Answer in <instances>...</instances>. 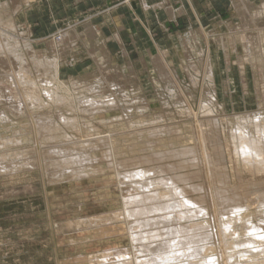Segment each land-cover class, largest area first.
<instances>
[{
	"label": "bare ground",
	"instance_id": "bare-ground-1",
	"mask_svg": "<svg viewBox=\"0 0 264 264\" xmlns=\"http://www.w3.org/2000/svg\"><path fill=\"white\" fill-rule=\"evenodd\" d=\"M3 6L4 8L8 7V3ZM257 8L258 13L255 15L252 14L249 7L243 10L245 21L244 26L240 27V33H243L242 35L238 34L236 39V41L243 42L244 59L253 64L256 61L254 58L258 56L257 48L262 56L258 60L264 61V36H262V33L264 34V2ZM16 20H18L17 16L6 22L3 19L0 20V68L10 67L9 74L4 75L13 85L9 92L0 88V124L11 123L15 126L16 120L28 116L31 120L32 131H29V127L24 125L19 130L15 129L13 136L0 140V175L36 168L40 171L42 178L46 179V182L47 180L58 182L64 178L81 179L91 176V174L95 175V172L99 174V172L103 173L108 169L113 170L123 194V207L109 215L106 214V216L104 214L91 217L89 221L95 224L110 221L112 224L107 223L112 226L116 222L120 225L126 224L131 246L128 249L113 248L105 250L100 255H91L89 257L91 264H214L216 258L211 257L209 252L213 251L214 247L211 242L215 239L219 245H224L223 249L226 251L224 253L222 251V253L228 260L227 264H264V192L260 193V189L264 188V112L259 106L262 111L238 115L230 122L232 132L228 138V145L232 155L229 153L231 156L229 157L231 159L234 157L233 160L236 161L234 176L239 182L244 183V185L237 186L234 184L235 186L231 187L227 181L229 172L227 174L226 166H223L225 149L222 145V128L219 118L216 117L219 115L215 114V110L218 109L216 107L218 100L216 99L217 93L215 94L213 88L215 72L209 50L208 52H204V49L201 51L199 62H195L193 59L187 60V65L184 67L191 77H194L192 71L198 72L200 75L203 74V80L205 78L208 85L213 86V90L206 96L208 98L204 97L205 99H203L204 95L201 97L200 109L204 116L202 117L204 125L202 124L203 127L200 128L199 141L204 146L202 162L204 161L207 173L220 178V185L217 186L213 182L216 184L214 192L212 191L208 196L203 190L204 195L199 194V197L193 198L191 197L192 192H197L198 186L190 185L191 187H188V181L193 178L191 177L192 173L178 174L176 164L171 167L169 164L167 168L165 166L147 167L150 163L161 161L166 155L164 152L160 154V157L157 151V154L155 152L127 158L116 153L115 140L112 135L78 139L75 134L69 132V130H79L81 125L87 131H95L97 127L93 123L90 125L89 118L96 120V115L102 114L104 109L122 108L123 103L115 96L118 88L121 92H126L127 97L130 96L129 93L127 94L126 86L123 85L121 79L123 75L120 70L109 67L106 55L102 56L95 48L92 53L99 62L98 66L104 76V83L108 85L107 89L111 92L108 99H100L103 97L100 94L106 89L104 86L106 84H102L100 81H97L95 85L87 81L80 82V80L73 81L72 79L69 86L68 82L62 80L59 53L69 49L70 46H67L66 42L73 41L72 37L77 34L67 33L65 39L61 40L64 44H61L60 48L53 46L50 55L39 58L35 51L34 54H28L21 48L20 37L13 33L17 30L16 22L18 21ZM256 29L259 32L256 31L254 35L252 32H255ZM93 35L97 37L96 30ZM31 60L32 62H30ZM163 61L165 63L158 60L155 63L153 72L158 76L156 82L163 81L171 84L172 88H179V71L173 68L167 60ZM30 63L39 71H43V73L41 72L43 75L40 73L39 79L32 77ZM194 79L197 80V78ZM73 92L76 93V96ZM181 95L179 93L178 97ZM187 109L188 111H186ZM187 109H184L187 113L192 112L190 108ZM78 111L86 115V117H82L81 121L77 116ZM119 117L116 120H119ZM111 122L114 123L112 120ZM164 127L166 128V126ZM12 128L14 129L13 126ZM153 130H150L149 134L156 136L157 131ZM179 136L177 137L179 138ZM164 140L166 141V139ZM209 145L212 147L213 155L209 153ZM182 149L179 152L171 153L173 155L181 153L179 156L194 155L195 153L192 147H185V149L182 147ZM98 150L102 154L100 157L96 155ZM133 155L131 154V156ZM193 157L197 159L196 156ZM187 158L183 160L187 161ZM195 158L194 161H197ZM150 166L152 165L150 164ZM169 171L174 174L169 175L171 174ZM199 172L198 175L196 173L198 177ZM246 172L253 180L245 178ZM193 180L195 179L193 178ZM201 187H199L200 190ZM207 215H211L212 219H204ZM95 226L93 225V227ZM103 230L104 234L108 236L122 234L117 231L119 229L111 226L104 227ZM223 254L222 256H224Z\"/></svg>",
	"mask_w": 264,
	"mask_h": 264
},
{
	"label": "rangeland",
	"instance_id": "rangeland-1",
	"mask_svg": "<svg viewBox=\"0 0 264 264\" xmlns=\"http://www.w3.org/2000/svg\"><path fill=\"white\" fill-rule=\"evenodd\" d=\"M7 3L8 7L4 8L3 5ZM257 9L258 8H252L253 15L258 13ZM15 11L16 9L13 7V3L10 0H0V20L3 19V21L6 22L7 20L15 19ZM221 15L223 16L225 14L222 12ZM244 15V13L243 16L240 15V20L238 18V20L233 21V25L236 29H240L239 27L242 28V26H244ZM225 17H228V15L226 14ZM236 17H238V15ZM81 23L82 22L78 20H74L73 22L67 21V23L63 25H53L52 31L47 34H41L42 26L33 25L31 30L29 25L16 22L17 30L13 31V33L20 37L21 48L27 51L28 54H34L35 51V53H38L37 57L44 58L51 54V48H53V46L60 48L61 44H64L61 40L65 39L67 31L75 27L82 28L83 26ZM207 28L212 30V24L209 23ZM44 30H48V28L45 27ZM256 31L259 32V30L256 29L255 32L253 31L252 33L256 34ZM87 34H90V29H88L86 35ZM262 36H264L263 33ZM89 42L91 43L92 41L86 40L85 43L89 44ZM211 42L212 45H215L213 40ZM236 42H234V44H236ZM240 43L245 53L243 42L240 41ZM74 44L73 42L72 48L69 47L70 50L73 49L74 51H69L63 58V66L60 70L62 80L68 82L69 86L72 79L73 81L80 80V82L87 81L95 85L97 81L106 84L104 83V76H102L100 67L98 66L99 62L88 54V47L86 46L88 49L87 51L82 41H79L78 44L76 43L77 45ZM192 48H188L187 60L190 61L193 59L195 62H199L201 60V51L199 54H195V56L192 55L191 58L190 49ZM100 49L101 48L98 47V52ZM208 50L211 55V49L209 48ZM208 50L206 51L208 52ZM105 51L108 55L109 67L121 71L123 75L121 79L124 83L122 84L126 86L127 94L129 93L130 96L127 97L126 92H121L118 88L115 96L123 103L122 108L104 109L102 114L96 115V120L89 118L90 125L93 123L97 127L95 131H87V129L81 125L79 130H69L71 134H75L78 139L112 135L115 140L116 153L127 158L139 157L140 155L143 156L155 152L156 154L159 152L158 156L160 157V154L164 152L166 155H162L163 158L161 161H155L153 164L150 163L152 166L149 164L147 167L165 166L167 168L169 164L170 167L176 164L175 166L177 172H179L178 174L192 173L191 177L195 179L193 180V178H190L193 182L189 180L187 183L189 185L188 187L192 185L198 186V191L192 192L191 197L197 198L199 194L204 195L205 193L206 195H210L212 191H215L216 184L217 186L220 185V178L211 176V174L207 173L204 161L202 162V160H204V146L199 140L201 137L200 128L203 127L202 124L204 123L202 117L204 116L200 109V103L202 98H208L206 96H208L209 92L214 88L215 94L217 93L216 99L218 100V104H216L218 109L215 110V114L220 116L216 117L219 118L222 128V145L225 149V163L223 166H226L227 174L229 172L227 181L231 187L241 184L244 185V183L239 182L236 176H234L236 172V161L233 160L234 157H232V159L230 158L232 151L230 152L231 148L228 145V138L232 132V124L230 122L234 120L235 117L247 114V112L252 114V112H258L261 109L264 112V61L258 60L262 58L258 48L256 50L258 56L254 58L256 59V61H254L255 64L246 63L245 71H242L240 69L241 67L238 65V58L242 53L240 52L238 54L235 48H232L226 55L221 50H219V53L215 54V56L213 55V60H216L217 66V72H215L214 78L215 81L213 83V86L215 84L216 87L209 86L205 78L203 80V74L200 75L198 72L192 71L194 77H191L184 66L183 68L186 72L181 71V66L177 68L175 66L173 67L168 61L173 68L179 71L180 78H178V82L181 88L179 87L176 89L174 87L172 88L171 84L163 81L157 83L156 79H158V76L152 71L151 66L149 68H144L143 64L139 63L141 58L137 52L132 54V63L129 64L122 55L119 47L109 50L105 48ZM91 55L94 56L92 53ZM103 55L102 53V56ZM163 58L165 57L159 54L152 62H154L155 65L157 60L161 61ZM29 59L31 58L29 57ZM183 60L185 61L186 59L182 57V61ZM244 60L247 61L246 59ZM30 62H32V60ZM200 63L202 64V62ZM30 64L32 77H37L36 79H39L40 76L43 75V71H39L32 63ZM9 69L10 67H7V69L0 68V88L6 89V92H9V90L13 88V85L6 79V75L9 74ZM194 78H197V80ZM104 86L106 89L100 94L103 95V97L100 98L102 100L108 99V95L111 94L107 89L108 85L106 84ZM179 93L180 95L182 94V98L180 96L178 97ZM74 95L76 96V93ZM177 100L179 101L177 102ZM187 108H190L192 111H189L190 113L188 112L189 115L186 112L188 111ZM184 109L187 110L185 111ZM77 114L80 121L82 117H86L84 113L79 112ZM121 116H123L122 120L120 119ZM117 117H119V120H116ZM18 120L15 121L17 122L15 126L11 123L0 124V140L8 136H13L15 133L14 130H19L24 125H27L29 131H32V127H30L31 120L28 116L20 117ZM111 120L114 121L113 124ZM164 126H166V128ZM157 127L163 128H158L160 129L158 130ZM150 130L157 131L158 134L156 133V136H151L149 134ZM168 131L171 132L169 133ZM177 136H179V138ZM167 137H169L170 140ZM176 138H178V140H176ZM164 139H166V141ZM144 143H146V145H144ZM182 147L184 149L185 147H192L196 154L179 156L181 153L174 155L171 153L183 150ZM210 148L209 153L213 155L212 147L210 146ZM97 152L96 155L100 157L102 155L101 151L98 150ZM131 154L134 155L131 156ZM193 156H196L197 159ZM186 158L187 161H184ZM194 158L197 161H194ZM181 165L185 166V168H182ZM38 171L39 170H36V168H31L29 171L21 170L18 172L15 171L13 174L0 175V264H91L89 260L91 255H100L105 250L113 248H130L131 240H129V236L127 235L126 224L120 225V223L116 222L112 226L110 221L96 224L89 221L91 217L103 216L104 214L106 216V214L109 215L113 211L120 210L123 207V194L116 173H114L113 170L108 169L106 172H99V174L93 172L95 175L91 174V176L82 177L83 179L64 178L58 182H50L49 180L46 182V179H43L40 171ZM169 172L171 173L169 175H172V173L174 174L172 171ZM198 172L199 177L197 176ZM246 177L248 180H253L250 175L248 176L247 172L245 178ZM213 182L216 184H213ZM200 186H202L201 190L199 188ZM260 190V193L264 192V188ZM252 195L254 196V194ZM204 219L211 220L212 218L211 215H207ZM62 223L65 226H63ZM69 224L76 226L72 227ZM86 224H88L87 227ZM93 225L96 226L93 227ZM109 226L119 229L117 231H120L122 234L116 235L117 237L115 235H105L103 228ZM211 244H213L214 248L212 252H209V255L216 258L214 264H227L228 260L223 254L226 251L223 249L224 245H219L216 239L212 240ZM222 254L224 256H222Z\"/></svg>",
	"mask_w": 264,
	"mask_h": 264
},
{
	"label": "crops",
	"instance_id": "crops-1",
	"mask_svg": "<svg viewBox=\"0 0 264 264\" xmlns=\"http://www.w3.org/2000/svg\"><path fill=\"white\" fill-rule=\"evenodd\" d=\"M10 1L16 9L17 21L29 25L30 29L33 25L42 26L41 34L52 31L53 25L59 26L74 20L82 22V28L75 27L66 32L77 34L72 37L73 41L68 40L66 45L72 48L73 42L77 45L82 41L83 46L85 48L87 46L90 51L86 48L88 54L95 59L96 57L91 55L95 47L97 51L100 47L99 53L105 54L107 58L105 48L109 50L119 47L129 64L132 63V54L137 52L141 58L139 63L143 64L144 68L151 66L153 71L155 65L152 61L160 54L173 67L181 66L183 72H186L183 66L187 65L188 48L192 47L194 48L190 49V56L210 48L212 60L213 55L219 53V50L226 55L235 48L238 54L242 53L238 58V65L242 71H245V64L253 63L243 59L242 45L240 41L236 42L238 34L242 35L243 32L240 33L241 29L234 27L233 21L243 16V10L247 7L252 12V8H257L264 2V0ZM220 12L227 14L228 17L222 16ZM209 23L212 24V30L207 28ZM45 27L48 30H44ZM88 29L90 34L86 35ZM95 30L97 37L93 35ZM86 40L92 42L88 44L85 43ZM212 40L215 45H212ZM69 51L74 50L67 49L59 53L60 70L63 66V58ZM182 57L186 62L182 61ZM165 58L158 61L165 63L163 61ZM215 61L213 60L214 72H217Z\"/></svg>",
	"mask_w": 264,
	"mask_h": 264
}]
</instances>
